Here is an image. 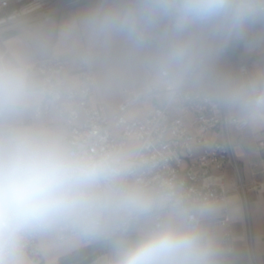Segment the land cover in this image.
Returning a JSON list of instances; mask_svg holds the SVG:
<instances>
[{"label":"clouds","instance_id":"1","mask_svg":"<svg viewBox=\"0 0 264 264\" xmlns=\"http://www.w3.org/2000/svg\"><path fill=\"white\" fill-rule=\"evenodd\" d=\"M58 39L117 91L264 130V64L243 68L264 52V0H92ZM71 87L26 55H0V264H33L36 241L57 253L98 245L102 264H228L210 200L176 180L138 179L135 146L90 150L28 119Z\"/></svg>","mask_w":264,"mask_h":264},{"label":"built area","instance_id":"2","mask_svg":"<svg viewBox=\"0 0 264 264\" xmlns=\"http://www.w3.org/2000/svg\"><path fill=\"white\" fill-rule=\"evenodd\" d=\"M83 0H0V33L22 22L46 16L55 6H68ZM35 69L42 77L64 80L68 62L54 55L39 58ZM238 68L240 63L236 64ZM245 71L253 69L251 62L243 65ZM77 81L54 106L42 107L34 113L42 115L52 110L59 115L67 134L85 142L90 150L127 145L138 142L137 153L143 162L137 178L146 183L162 179L181 182L213 204H224L228 188L224 184L223 169L229 166L234 174L232 189L238 190L246 200L239 165L234 149L233 130L241 131L227 123L223 113L193 102L162 103L125 93V98L115 110L108 113L102 104H94L95 73L74 60ZM132 111L136 113L130 115ZM258 145L264 148V130L259 131ZM195 146L200 151L194 150ZM216 220L224 224V214ZM221 243L230 252L233 238L229 231L223 233ZM246 248L250 264H258L247 220ZM31 257L38 255V241L34 242Z\"/></svg>","mask_w":264,"mask_h":264},{"label":"crops","instance_id":"3","mask_svg":"<svg viewBox=\"0 0 264 264\" xmlns=\"http://www.w3.org/2000/svg\"><path fill=\"white\" fill-rule=\"evenodd\" d=\"M92 0H83L68 6H55L46 16L36 17L22 22L20 25L0 33V55L23 54L33 62L39 58L58 55L68 62L64 72V80L74 85L77 81L74 60L76 55L59 43V33L65 21L86 8ZM233 65L240 63V53L231 57ZM253 69L264 64V52L257 51L247 60ZM125 98V94L110 87L100 76L95 74L94 93L92 102L102 104L108 113L115 110L117 105ZM136 112L132 111L130 115ZM28 119L37 124L58 127L65 133L66 128L56 111L52 110L42 115L32 112ZM234 149L237 157L239 171L244 186L246 210L241 193L232 189L234 174L229 166L223 169L224 184L228 188L227 199L224 204H214L215 216L209 221V227L221 237L229 231L233 238V249L227 252L228 264H250L246 248L247 220L251 239L258 264H264V148H260L258 140L259 131L233 130ZM136 140H130L127 145L135 146ZM196 152L200 151L195 146ZM227 220L224 224L216 223L223 215ZM89 245L77 247L74 250L57 253L48 250L38 241V255L31 257L33 264H60L61 260L75 250L85 249ZM106 250L99 252L82 264H102ZM65 264V263H64Z\"/></svg>","mask_w":264,"mask_h":264},{"label":"trees","instance_id":"4","mask_svg":"<svg viewBox=\"0 0 264 264\" xmlns=\"http://www.w3.org/2000/svg\"><path fill=\"white\" fill-rule=\"evenodd\" d=\"M93 247H94V245H89L85 249H81V250L79 249V250H75V251L71 252L65 258H63L61 260L60 264H64L67 262H71V261H75V260L80 259L81 257L88 254L93 249Z\"/></svg>","mask_w":264,"mask_h":264},{"label":"water","instance_id":"5","mask_svg":"<svg viewBox=\"0 0 264 264\" xmlns=\"http://www.w3.org/2000/svg\"><path fill=\"white\" fill-rule=\"evenodd\" d=\"M104 250L105 249L101 248L100 246L94 245L93 249L88 254H86L85 256L81 257L78 260L67 262L65 264H82L83 262L89 260L90 258L95 256L96 254H98L99 252H102Z\"/></svg>","mask_w":264,"mask_h":264},{"label":"rangeland","instance_id":"6","mask_svg":"<svg viewBox=\"0 0 264 264\" xmlns=\"http://www.w3.org/2000/svg\"><path fill=\"white\" fill-rule=\"evenodd\" d=\"M107 108V107H106ZM107 110H109V108H107ZM137 146H138V144L136 145V147L135 148H137Z\"/></svg>","mask_w":264,"mask_h":264}]
</instances>
